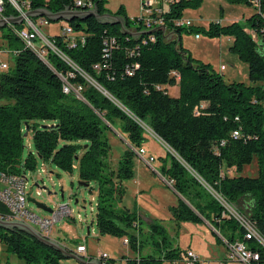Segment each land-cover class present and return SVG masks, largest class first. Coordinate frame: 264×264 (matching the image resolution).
Returning <instances> with one entry per match:
<instances>
[{"label": "trees", "instance_id": "16d2710c", "mask_svg": "<svg viewBox=\"0 0 264 264\" xmlns=\"http://www.w3.org/2000/svg\"><path fill=\"white\" fill-rule=\"evenodd\" d=\"M26 1L28 11L75 10L74 0ZM201 1L172 0L160 15L164 30L153 28L146 35L141 19H129L121 7L111 13L106 0H84L98 14L121 17L124 30L134 35L91 17L74 19L65 24L75 36L73 46L60 34L47 38L58 54L46 47L39 52L25 48L14 35L21 24L5 26V32L0 29L5 48L14 52L11 69L0 71V174L24 176L38 162L65 173L76 165L78 181L96 188L97 234L126 239L135 254L133 259L122 257L124 264H163L179 259L183 252L154 220L146 225L147 239L141 240L142 222L134 212L119 207L122 183L133 177L131 148L144 143L136 121L146 124L171 152H166L159 175L171 183L175 196V205L168 208L175 229L179 223L205 222L227 243L242 241V229L222 216L219 204L234 206L242 201L238 213L246 216L264 241V0H256L255 13L243 23L173 24L184 11L198 9ZM226 1L251 5L248 0ZM4 15L16 13L6 7ZM182 33L229 38L228 52L246 65L248 84L227 83L209 64L193 59L181 45ZM62 81L81 90L63 94ZM173 86L177 95H167L165 87ZM114 121L128 148L113 168L106 133ZM27 134L32 144L23 155ZM253 160L256 175L241 176ZM6 214L0 204V217ZM146 241L151 252L141 255ZM244 242L257 251V264H264V249L253 240ZM0 245L21 264L64 260L59 252L18 230L0 228ZM113 263V259L105 261Z\"/></svg>", "mask_w": 264, "mask_h": 264}, {"label": "rangeland", "instance_id": "374dc122", "mask_svg": "<svg viewBox=\"0 0 264 264\" xmlns=\"http://www.w3.org/2000/svg\"><path fill=\"white\" fill-rule=\"evenodd\" d=\"M105 7L111 13L121 7L127 17H136L144 11V9L142 11L140 9L139 0H106ZM187 12L189 13L187 15L184 14L181 19L184 22H190L195 27L204 26L209 22L219 23L220 25H227L234 21L243 23L246 17L255 13V10L252 5L245 4L244 2L240 4H229L226 0H202L198 9ZM62 24L60 22L48 23L47 26L40 29V32L47 39L58 35L61 29L59 26ZM1 30L5 32L6 28ZM193 35V33L181 34V43L193 58L206 62V64L209 63L211 69L215 70L227 83L241 82L248 84L246 65L240 62L236 56L228 52L227 47H229L230 43L226 41V37L208 39L199 35L200 39L194 40ZM1 42H3L2 45L5 44L0 37V45ZM41 47L42 49L47 48L43 40H37L34 43V48ZM6 50V48H3V51ZM0 64L6 65L7 69L10 70L13 65L12 56L6 52L0 53ZM220 66L223 67V70H219ZM85 80L101 92L100 88L92 81L87 78ZM167 92L168 95L173 96L176 90L175 88L168 87ZM2 103L3 101H0V104ZM136 122L142 131L144 144L140 147L144 151L143 158L148 161V164L145 165L141 159L134 156L132 160L133 177L122 183L124 193L119 207H124L129 212H134L138 216L142 222L141 240L144 241L147 239L148 233L146 231V225L154 220L163 226L167 236L173 241L172 243L174 245L176 243L179 247L186 249L189 247L199 258L208 261L209 264L223 261L226 255V249L222 241L225 240L205 222H203L204 226L201 223H179L178 228L175 229V223L171 220L168 213V208L175 205V196L171 193V188L169 187V189L166 186V180L159 175L162 160H167L166 152L170 151L155 137L146 124L139 121ZM111 125L106 136L110 146L109 164L114 168L119 156L128 146L125 136L120 130L119 123L114 121ZM22 141L23 155H25L31 149V135H25ZM131 150L135 155V150L132 148ZM41 169L43 170L42 173H40ZM256 171L257 168L253 160L248 166L243 167L241 176L254 177ZM229 174L233 175V172ZM24 178L26 179L25 193L29 199L44 205L52 214L60 205H66L71 210V216L74 221L71 219L55 221L52 225L50 240H54L58 244L60 243L59 245L62 247L65 246L68 250L72 251L77 244H83L86 253L91 257L105 254L111 257L108 259L114 260V264H120V256L132 255L128 246L123 245L120 238L99 236L97 234L94 226L96 188L94 184H89L87 188H82L77 185L79 181L76 165L72 166L69 173H65L57 170L51 164H40L38 162L33 171L24 173ZM206 190L212 195L210 189L206 188ZM60 195H62V199H60ZM74 199L77 201L76 204L73 203ZM219 204L222 208L224 207L222 202L219 201ZM244 204L242 201H238L234 206L228 207L233 212L240 214L237 209ZM26 208L37 217H49L51 215L37 210L31 203L26 202ZM223 210V214L227 213L224 208ZM243 217L246 218V216ZM176 232L177 234H175ZM211 232L220 239V243H215V237ZM150 252L151 249L147 241L142 242V248L139 253L144 255ZM5 263L21 264L13 255L5 252L4 248L0 245V264ZM60 264L78 263L73 259H64ZM224 264L240 263L225 262Z\"/></svg>", "mask_w": 264, "mask_h": 264}, {"label": "built area", "instance_id": "2783aa9c", "mask_svg": "<svg viewBox=\"0 0 264 264\" xmlns=\"http://www.w3.org/2000/svg\"><path fill=\"white\" fill-rule=\"evenodd\" d=\"M172 0L169 1V3ZM251 5L256 4V0H248ZM140 9H144L141 12L143 16L138 17L141 19L142 27L145 31L151 30L153 28L164 30V22L160 15L163 13L162 10L153 7L154 0H139ZM75 10L79 11H90L92 10V5L89 2H84V0H74ZM9 7L16 13V16L22 17L21 27L16 28L14 30V35L21 42V44L34 52H39L40 48H34V43L37 40H43L46 44L47 48H50L51 51L55 54H58L56 49L49 43V41L41 34L40 29L48 25V21L44 18H26L23 16V13L28 11V4L26 0H23L21 3L16 2L15 0H0V20H5L6 17L4 15L5 8ZM79 7H82L79 9ZM173 24L176 27H189L191 26L190 22L177 20L174 21ZM7 26L12 27V25L7 24ZM60 35L64 36L68 41L69 46H73V42L75 41V36L73 35L71 29L64 25L60 29ZM193 38L197 40L199 38L198 34H194ZM252 38H254L252 36ZM81 42V40H80ZM11 56H14L13 51H9ZM7 68L6 65L0 64V70H5ZM94 69H97L94 66ZM219 70H223V67L220 66ZM62 93L67 94L70 90L75 94L79 93L81 90L80 86L70 87L65 81H62L61 87ZM236 136V133L233 134ZM135 156L142 160V162L146 165L148 161L143 158L144 151L141 147L134 149ZM43 170L41 169L40 173ZM166 185L170 187L171 183L166 181ZM26 187V179L23 175H14V174H0V204L7 210V214L5 217L1 218L7 222H19L29 226L35 232L39 234V236L49 239L50 233L52 229V225L57 220L62 219H74L71 216V210L66 205H60L56 208L54 213L49 217H37L32 212H30L26 208V199L28 198L25 193ZM171 188V187H170ZM39 195L38 193H36ZM222 202V201H220ZM223 208L227 213L222 216L233 218L236 224L242 229L243 237L242 241H235L233 243H227L226 241H222L223 245L226 249V255L223 261H219L215 264H224L225 262H238L240 264H257L258 262V253L257 251L250 249L244 241L253 240L258 246L264 249V241L258 235L255 228L251 224V222L243 217L240 214H237L232 211L231 208L228 207L225 203L222 202ZM80 220V218H78ZM122 244L127 245L126 239H122ZM85 247L83 244H78L74 248V254H84ZM97 259L101 261V264H105V261L108 260L107 255L101 254L97 256ZM163 264H208L207 262L202 261L197 255L189 250L184 249L180 254L179 259L165 262Z\"/></svg>", "mask_w": 264, "mask_h": 264}, {"label": "water", "instance_id": "95a60500", "mask_svg": "<svg viewBox=\"0 0 264 264\" xmlns=\"http://www.w3.org/2000/svg\"><path fill=\"white\" fill-rule=\"evenodd\" d=\"M23 16L26 18H44L50 23H55V22H62V23H68L74 19H79L83 20L86 17H91L95 19L97 22L100 23H109V24H117L120 26V30L129 36H133L134 34H130L127 31L124 30L123 27V20L121 17L112 15V14H98L94 8L90 11H78V10H70V9H65L59 12L55 13H50L47 10L44 9H38V10H29L25 13H23ZM22 23V17L17 16V17H8L5 20H0V29L4 28L7 26V24H10L12 26H18ZM152 29L148 30L145 32L146 35L152 33ZM25 136V135H24ZM77 185L82 188H87V184L78 182ZM60 199H62V195H60ZM27 203H31L37 210H40L46 214H51V211L46 208L44 205L36 203L35 201L27 198L26 199ZM74 204L77 203V201L74 199L73 201ZM0 228L4 230H18L21 232H24L28 236L32 237L39 243L52 248L53 250L59 252L61 255H63L64 259H73L75 260L78 264H87L85 261H83L80 257L76 256L74 253L67 251L64 247L59 245L57 242L52 241L50 239H45L37 232H35L33 229H31L29 226L19 223V222H7L4 221L0 218Z\"/></svg>", "mask_w": 264, "mask_h": 264}, {"label": "crops", "instance_id": "0c3cea01", "mask_svg": "<svg viewBox=\"0 0 264 264\" xmlns=\"http://www.w3.org/2000/svg\"><path fill=\"white\" fill-rule=\"evenodd\" d=\"M169 1L170 0H154V3H153V7H155V8H158V9H160V10H162L163 12L167 9V6H168V3H169ZM107 9V8H106ZM108 10V9H107ZM187 11H189V10H186V11H184L183 12V15L184 14H186L187 15V13H189V12H187ZM191 11V10H190ZM110 12V11H109ZM127 16V15H126ZM141 16H143V14H140L139 13V15H137L136 17H129L128 16V18L129 19H131V18H138V17H141ZM249 17V16H248ZM247 18V17H246ZM245 18V19H246ZM234 22H236V21H234ZM60 23H62V22H60ZM210 23V22H209ZM191 24V23H190ZM208 24V23H207ZM206 24V25H207ZM219 24V23H218ZM65 25V23H63L61 26H59V28H62L63 26ZM206 25H204L203 27H205ZM220 25V24H219ZM191 26H193L192 24H191ZM194 36V35H193ZM194 39V38H193ZM200 39V36H199V38L197 39V40H199ZM195 40V39H194ZM180 41H181V38H180ZM226 41H228L229 43L231 42V40L229 39V38H226ZM2 43L3 42H1V45H2ZM5 43V42H4ZM0 45V46H1ZM181 45H182V43H181ZM182 47H183V45H182ZM3 48H5V44L4 45H2L1 46V51H0V53H9V50H6V51H3ZM184 48V47H183ZM185 49V48H184ZM187 50V49H186ZM227 50H228V47H227ZM190 54V53H189ZM190 56L192 57V55L190 54ZM193 58V57H192ZM193 59H195V58H193ZM196 60H198V61H200L199 59H196ZM200 62H202V61H200ZM203 63H206V62H203ZM207 64H209V63H207ZM210 65V64H209ZM167 88L168 87H165V90H166V94L168 95V92H167ZM172 88H175V90H176V92H175V95H173V96H176L177 95V89H176V87H172ZM169 96H172V95H169ZM144 144V143H143ZM143 144L141 145V146H143ZM167 186V185H166ZM169 188V187H168ZM170 189V188H169ZM171 191V190H170ZM171 193H172V191H171ZM203 226H204V224L203 223H201ZM122 240V239H121ZM54 241V240H53ZM56 242V241H55ZM60 244V243H59ZM78 245V244H77ZM174 245V244H173ZM178 246L179 247V245L178 244H176L175 243V246ZM64 246V245H63ZM126 246V245H125ZM64 248L67 250V251H70V252H72V253H74V250L72 251V250H68L65 246H64ZM180 249H186V248H181V247H179ZM187 249H190L189 247L187 248ZM191 250V249H190ZM128 252H129V250H128ZM132 255L131 256H128L129 254H127V255H122V256H120V258H127V259H133V258H135V254H133V252L131 253ZM76 256H78V257H80L83 261H85L87 264H101V261H99L98 259H97V257H91L89 254H87L86 253V249H85V252H84V254H75ZM198 257V256H197ZM107 258H111V257H108L107 256ZM120 258H119V260H120ZM201 259V258H200ZM202 261H204V262H207L208 263V261H205V260H203V259H201ZM114 264V263H113ZM120 264H124V260L123 259H121L120 260ZM209 264V263H208ZM213 264H215V263H213Z\"/></svg>", "mask_w": 264, "mask_h": 264}]
</instances>
